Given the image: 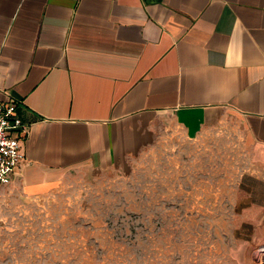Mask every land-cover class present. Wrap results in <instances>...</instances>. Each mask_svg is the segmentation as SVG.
Wrapping results in <instances>:
<instances>
[{"label": "crops", "instance_id": "0c3cea01", "mask_svg": "<svg viewBox=\"0 0 264 264\" xmlns=\"http://www.w3.org/2000/svg\"><path fill=\"white\" fill-rule=\"evenodd\" d=\"M10 100L29 134L0 189L38 195L82 170L121 171L175 131L235 126L264 162V0H0Z\"/></svg>", "mask_w": 264, "mask_h": 264}, {"label": "rangeland", "instance_id": "374dc122", "mask_svg": "<svg viewBox=\"0 0 264 264\" xmlns=\"http://www.w3.org/2000/svg\"><path fill=\"white\" fill-rule=\"evenodd\" d=\"M259 158L235 126L175 131L121 171L0 189V264H247L246 252L264 264V243L246 241L264 223Z\"/></svg>", "mask_w": 264, "mask_h": 264}, {"label": "built area", "instance_id": "2783aa9c", "mask_svg": "<svg viewBox=\"0 0 264 264\" xmlns=\"http://www.w3.org/2000/svg\"><path fill=\"white\" fill-rule=\"evenodd\" d=\"M28 134L29 124L18 114L17 102L0 101V186L10 184L25 161L24 145ZM261 251L264 252V247Z\"/></svg>", "mask_w": 264, "mask_h": 264}]
</instances>
